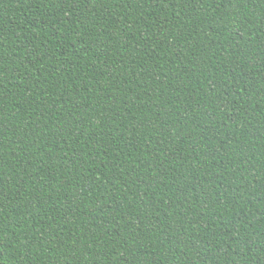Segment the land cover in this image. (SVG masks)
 <instances>
[{
  "label": "trees",
  "instance_id": "obj_1",
  "mask_svg": "<svg viewBox=\"0 0 264 264\" xmlns=\"http://www.w3.org/2000/svg\"><path fill=\"white\" fill-rule=\"evenodd\" d=\"M0 264H264V0H0Z\"/></svg>",
  "mask_w": 264,
  "mask_h": 264
}]
</instances>
